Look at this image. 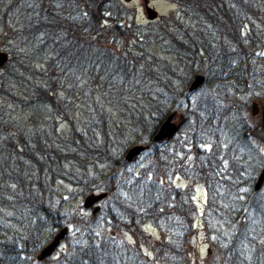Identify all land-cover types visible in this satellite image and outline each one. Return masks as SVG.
<instances>
[{"label":"rangeland","instance_id":"obj_1","mask_svg":"<svg viewBox=\"0 0 264 264\" xmlns=\"http://www.w3.org/2000/svg\"><path fill=\"white\" fill-rule=\"evenodd\" d=\"M38 1L37 16L46 17L44 10L48 8L66 15L71 12V17L80 18L79 8H64L58 1L42 4ZM117 1L131 11L124 22L131 24L128 27L133 26L134 31L130 33V40L121 41L115 37L109 39L110 43L104 44L103 49L108 47L115 53L132 52V55L137 56V62L132 65V72L126 81L110 71V66L105 70L104 67L90 64L77 70L63 66L59 59L50 66L47 60L53 53L49 49L35 57L33 42L25 45L23 40L20 42L14 35L17 29L15 24L20 19L19 8L29 0H0V51L9 54V61L0 69V83L6 82L7 90L15 96H0V105L5 106V113L21 121V129L31 130L28 120L33 114L37 116L34 109L30 111L32 108L27 107V103L33 100L31 91L37 84L51 82L56 87L60 108L43 111L42 123L49 121L55 131L65 133L71 122L77 132L88 135L86 129L92 116L101 122V128L94 129L97 138L101 139L104 120L108 124L105 130L111 139L109 145L117 154L123 151V159L126 149L131 146L143 145L147 148L137 159L126 162L120 170H114L109 162L100 158L84 160L90 177L94 176L91 170L97 172L96 183H99L100 189L93 192H106L104 184L109 180L104 179V176L112 174L114 178L112 182L116 195L111 198L107 193L93 222L90 221V210L84 209L82 205L85 197L93 192L83 193L75 184L60 179V175H56L53 182L45 184L44 195L49 199L51 219L55 217L56 220L57 216L68 214L59 218L56 225L49 220L39 223L30 207L21 199L28 195L32 201L35 200L34 188L17 187L15 181L1 179L0 256L6 253L4 245L12 248L6 253L8 257L10 250H14L16 255L21 253L23 239L28 237L29 230L30 236L35 234L37 239L30 241L28 251H24L27 255L21 260L25 264H39L36 255L40 249L61 228L67 226L69 234L44 262L52 264V259H57L60 254H68V246H89L112 237V240H117L116 248L121 258L128 259L124 263L120 261V264H168L179 253L183 254L184 244L188 245L185 254L190 264H221L220 253L232 245L238 232L237 225L241 227L244 224V238L235 250L241 259H250L254 245L257 242L264 243V213L255 211L253 207L255 204L264 205V184L252 199L253 184L264 165V140L243 136L234 124L241 120L247 128H254L260 122V117L251 116L250 105L257 102L264 106V41L257 47L254 44L264 36L262 3H252L246 10L229 6L238 17L235 29L246 48L245 61L246 57L239 53L234 38L220 34L199 19L191 20L182 16L177 4L171 0ZM146 4L157 11L158 20L151 23L147 20ZM6 6H9L7 10ZM171 17L179 20L176 22L178 24L169 21ZM102 25L109 26V23ZM5 26L9 30L8 38L3 32ZM139 31L149 35V42L145 46L138 45L133 39ZM105 33L102 32L103 35ZM37 36L36 39L42 43L44 35L39 33ZM176 38L196 50L192 56L197 58L196 63L200 66L188 58L191 54L186 56L185 50L174 49ZM221 43L226 52L222 51L217 56L213 52ZM137 47L142 50V54ZM26 50L28 56L23 57L22 53ZM140 54L142 57H139ZM144 67L160 71V77L164 75L170 79L175 90V98L171 100L176 109H170L169 112L175 115L173 122L179 126V130L170 140L154 145L146 140V132L152 125L158 124L160 116L166 115L167 111L161 109L147 115V129L135 128L131 118L133 111H129L136 103L145 106L146 100H157L166 94L165 88H160L156 80L143 76ZM186 67L188 70H205L207 73L208 77L200 74L206 81L196 91L188 92V88L198 73L187 77ZM174 69L178 70L176 74L173 73ZM14 72L16 77H21L18 81L11 75ZM246 104L249 106L248 111L243 109ZM163 105L166 106L167 101H163ZM16 136L20 137L21 134ZM0 139H4V136L0 135ZM155 154L159 160L153 163ZM260 156L263 163L257 171ZM59 164L58 172L63 174L68 173L73 166L71 161ZM3 176L11 177L5 172ZM136 179L150 183L148 203L141 193L129 190ZM176 191L181 193L179 206L175 200ZM121 205L126 208L136 205L129 229L124 228L123 222L132 213L121 208ZM150 206L154 212L147 214L144 208L148 207L149 210ZM110 210L114 211L119 221L118 231L108 218ZM40 214L45 217L44 212L40 211ZM70 216L77 225L68 222ZM4 264L12 263L7 260ZM18 264H21L20 260Z\"/></svg>","mask_w":264,"mask_h":264},{"label":"trees","instance_id":"obj_2","mask_svg":"<svg viewBox=\"0 0 264 264\" xmlns=\"http://www.w3.org/2000/svg\"><path fill=\"white\" fill-rule=\"evenodd\" d=\"M52 1H58L62 4L64 8H79L80 9V18L71 17L67 12V15L64 12H59L58 10L54 12L53 10L46 9L47 16H37V0H29L26 4L21 6V11L19 14V22L15 24L17 28L15 30L16 39L26 45L27 42L32 41L34 44L33 54L35 57L39 55H43L44 51L49 49L53 55L47 60L49 65L51 66L53 61L58 60L61 61L65 66L67 65L70 68H74L79 70L80 67L86 68L90 64H96L97 67H106L109 68L110 71L117 73L124 81L127 80V77L132 72V65L137 62L136 55H132V52H123L115 53V51H111L108 47L103 49V45L109 42V39H113L118 37L121 41L130 40L131 35L134 30L133 26L128 27V22H124L125 18L128 16V13H131L129 9L125 8L123 5L119 4L117 0H39V4L45 2L50 3ZM175 4H177L179 13L182 16L190 18L191 20L201 21L204 24H208L213 30H217L220 34H223L229 38H234L233 40L236 42V46L238 47L239 53L243 54L247 60L246 48L241 40H239L238 33L236 32V23L238 18L233 9H229L230 7H241V10L249 9L248 7L255 3L259 5V2L262 3V7H264V0H256L257 2L250 0L249 2H244L243 0H171ZM9 6H6V10ZM30 8L33 11L30 12ZM243 8V9H242ZM107 14V15H106ZM110 15V16H109ZM172 23L178 22L174 18H170ZM105 22L109 23V26H104ZM178 24V23H176ZM140 29V28H136ZM106 31L103 35L102 32ZM5 36L8 38L9 30L4 27L3 30ZM42 33L44 35L41 40H38L37 34ZM143 32H136L138 36H136L135 41L139 43L138 45H146L147 41L149 42V35L142 34ZM12 35V39H14V35ZM10 36V35H9ZM33 38V39H32ZM40 38H42L40 36ZM105 38V39H104ZM103 39V40H102ZM193 41V40H192ZM262 41H264V36L262 38H258L257 41L254 42L255 46L261 45ZM110 43V42H109ZM175 45L173 46L176 51H184L188 58L192 59L194 63L197 62V58H194L192 55L195 54V49L190 46L188 43L183 42L182 40L176 38ZM195 43V42H193ZM252 43V42H251ZM144 45V46H145ZM138 52L142 54V50L138 47ZM205 52H207L206 48H203ZM226 52L224 47L219 44V47L215 49L213 54L221 55V52ZM139 57H142V55ZM209 54V52H208ZM23 57L28 56V52L23 51ZM21 56V57H22ZM143 59V58H142ZM198 66L200 64L196 63ZM19 65H21L19 63ZM48 65V66H49ZM179 69V68H178ZM177 69L173 70V73H177ZM187 77L195 75V74H205L207 73L205 70H188L186 67ZM14 78H21L20 76H15V72L12 73ZM143 76H149L151 79L156 80L157 84L160 88H165V96L158 97L157 100H144L145 106L148 107L145 110V106H141L139 103H136L135 107H130L129 111H133L132 120L135 122L133 126L135 128L147 129L148 121L147 115H151L154 112L161 111L164 109L167 111L166 115L160 116L158 119V124H154L150 129L146 132V140L148 143L153 144L152 140L154 134L157 132V129L161 122L165 119L167 114H170V109L173 108L174 102L171 100L175 98V90L171 85L173 82L168 80V78L160 77V71H153L151 68L144 67ZM208 77V76H207ZM206 81V80H205ZM5 87V88H4ZM56 87L51 82H47L43 84H37L34 89L31 91L33 94V100L27 103V107H31L32 111L35 110L34 113H37V116L33 114L28 120V125L31 124L32 129L26 130L21 129L22 122L17 121V119L11 117L8 113L6 114V108L3 105H0V129L1 134L4 136V139H0V180L1 179H11L15 181L17 187H31L34 188V199H32L27 195L22 197L21 199L30 207L29 209L35 216V212L37 210V220L39 223H43L46 221H50L53 225H56L58 219L62 216H66L68 214H62L61 216H57V219L50 218V208L49 199H47L45 194L46 185L49 182H53L56 175H60V179L68 181L69 183L75 184L79 188L82 189V192L86 194V192H93L100 187L98 186L97 172L95 170H91V173H94V176L90 177V171L85 169V159L95 160L102 159L103 161L109 162L111 167L115 170H120L125 167L126 162L122 158L123 151L121 154H117L115 149L109 145L110 138L106 130L108 129V124L103 120L102 121V133L101 139L97 138L96 133L94 131L95 128H101V122L98 120L99 118L90 119V123L88 124L89 128L86 129L88 131V135L84 132H77L74 125L69 122V130L65 133L57 132L52 128L49 121L43 122L42 115L43 111L48 109L58 110L60 105L57 103L58 98L56 97ZM114 90V89H113ZM13 95V93L9 92V89L6 88V82L0 83V96H8ZM163 101H167V105H163ZM244 110L248 111L249 106L243 105ZM227 110H229L227 108ZM173 112V111H172ZM63 112L61 111V114ZM60 114V115H61ZM101 114H99L100 116ZM146 116V118H145ZM239 120L234 124V127L239 131L243 136H248L249 138H257L259 140H264V133L261 128V122H257V125L254 128H247V126ZM43 124V125H41ZM37 126V128H36ZM49 126V127H47ZM107 127V128H106ZM238 127V128H237ZM106 129V130H105ZM91 130H93L91 132ZM17 137L16 135H20ZM87 137V138H86ZM21 149V151H18ZM126 152V151H125ZM159 156L155 154L153 158V163H155ZM156 159V160H155ZM66 161L73 162V166L71 170L68 171L69 176H64L61 172H58L59 163H63ZM94 163V162H93ZM263 163V158L260 156V160L256 166L258 171L260 165ZM256 165V164H255ZM6 169V170H2ZM9 173L11 177L3 176V173ZM112 174H108L104 176V179H107L108 183L104 184L106 193L109 194V197H115V186L114 178L111 176ZM31 184L29 185L28 183ZM142 188V192L138 191ZM151 186L150 183L146 180L136 179V182L129 187V190L132 193H141L142 196H145V200L148 203V194H151ZM140 194V195H141ZM180 191H176V201L178 206L180 204ZM255 196L253 194L252 199ZM106 200V199H105ZM264 202V201H263ZM177 206V207H178ZM136 205L129 207V205L124 207L121 205V208L127 210L132 213V216L124 221V228L129 229L130 222H133V213L135 211ZM255 211L264 213V205L253 206ZM248 209V207H246ZM147 214L154 212V208L152 206L144 208ZM40 211L44 212L45 217L40 214ZM145 214V213H144ZM264 215V214H263ZM108 218L112 221L113 228L115 230H119V221L114 213V211L110 210L108 212ZM245 216L241 219L244 221ZM68 222L75 226L77 222L70 219ZM238 226V232L235 233V238H233L232 245L227 247L226 251H222L220 253V263L221 264H264V243H256L254 245L252 255L250 259H241L240 254L235 250L238 248L239 244L243 240L244 236L242 234L243 225ZM28 237L23 239L21 249V253L18 255L15 254L14 250H10V257L6 255L8 249H12L8 247V245H4L3 249L6 250L4 256H0V264H4L7 260H9L12 264H18L20 260L21 264H25L24 260H21L24 255H27L28 251L27 246L30 244V241H35L37 238L31 235L28 230ZM114 238L110 237L109 239H104L100 243H91L86 246H68V254L62 255L60 254L57 259H52V264H120L124 263L125 260L121 258L120 252L116 248L117 240H112ZM185 245V247H184ZM183 245V254L179 253L171 262L168 264H190V260H188L187 255L185 254V248L188 249V245ZM219 254V253H218ZM219 261V260H218ZM39 264H48V262H42ZM129 264V263H127ZM133 264V263H132Z\"/></svg>","mask_w":264,"mask_h":264},{"label":"water","instance_id":"obj_3","mask_svg":"<svg viewBox=\"0 0 264 264\" xmlns=\"http://www.w3.org/2000/svg\"><path fill=\"white\" fill-rule=\"evenodd\" d=\"M132 0H124L125 3H129ZM145 13L147 16V20L151 23L159 18V14L156 10H154L152 7L145 5ZM9 61V54L5 52L0 51V69L6 64V62ZM206 78L203 75L197 74L193 77V80L188 88V92H193L198 90L203 84L205 83ZM250 114L252 117H260L261 122V128L263 130L262 133H264V106H260L257 102H252L250 105ZM174 114L170 113L168 114L165 119L161 122L159 125L157 132L154 134L152 140L154 143H161L167 140H170L172 137L175 136L177 131L179 130V126H177L174 122ZM264 143V142H263ZM147 148L146 146L141 145H134L130 148L126 149L124 161L127 163H131L143 151H145ZM264 164V163H263ZM257 178L255 181V184H253V194H257L263 187L264 184V165L261 168L259 174H257ZM107 197L106 192H99V193H91L88 196L85 197L83 201V208L86 210H90L91 212V218L90 221L93 222L96 218V214L100 211V203L105 200ZM69 234V227L65 226L61 228L57 234L52 238V240L45 246H43L38 255L36 256V261L41 263L44 262L48 257L52 256L57 248L61 245V242L66 238V236Z\"/></svg>","mask_w":264,"mask_h":264},{"label":"flooded vegetation","instance_id":"obj_4","mask_svg":"<svg viewBox=\"0 0 264 264\" xmlns=\"http://www.w3.org/2000/svg\"><path fill=\"white\" fill-rule=\"evenodd\" d=\"M37 216V210H36V212H35V217ZM36 219H37V217H36ZM35 228H37V225H36V227ZM37 256V255H36Z\"/></svg>","mask_w":264,"mask_h":264}]
</instances>
